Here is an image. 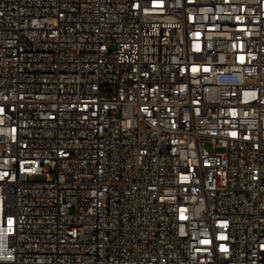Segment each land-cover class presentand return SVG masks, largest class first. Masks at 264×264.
<instances>
[{
	"label": "built area",
	"instance_id": "1",
	"mask_svg": "<svg viewBox=\"0 0 264 264\" xmlns=\"http://www.w3.org/2000/svg\"><path fill=\"white\" fill-rule=\"evenodd\" d=\"M0 216V264H264V0H0Z\"/></svg>",
	"mask_w": 264,
	"mask_h": 264
},
{
	"label": "bare ground",
	"instance_id": "2",
	"mask_svg": "<svg viewBox=\"0 0 264 264\" xmlns=\"http://www.w3.org/2000/svg\"><path fill=\"white\" fill-rule=\"evenodd\" d=\"M0 232H2V235H0V243H5L7 234L5 229V221L4 218H1V216H0Z\"/></svg>",
	"mask_w": 264,
	"mask_h": 264
},
{
	"label": "water",
	"instance_id": "3",
	"mask_svg": "<svg viewBox=\"0 0 264 264\" xmlns=\"http://www.w3.org/2000/svg\"><path fill=\"white\" fill-rule=\"evenodd\" d=\"M0 235H2V232H0Z\"/></svg>",
	"mask_w": 264,
	"mask_h": 264
},
{
	"label": "snow or ice",
	"instance_id": "4",
	"mask_svg": "<svg viewBox=\"0 0 264 264\" xmlns=\"http://www.w3.org/2000/svg\"><path fill=\"white\" fill-rule=\"evenodd\" d=\"M11 223V222H10Z\"/></svg>",
	"mask_w": 264,
	"mask_h": 264
}]
</instances>
